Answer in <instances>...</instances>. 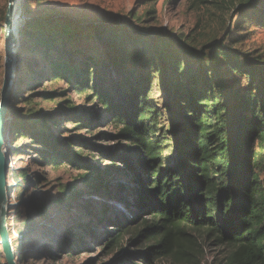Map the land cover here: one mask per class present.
Returning a JSON list of instances; mask_svg holds the SVG:
<instances>
[{
	"label": "rangeland",
	"instance_id": "374dc122",
	"mask_svg": "<svg viewBox=\"0 0 264 264\" xmlns=\"http://www.w3.org/2000/svg\"><path fill=\"white\" fill-rule=\"evenodd\" d=\"M247 1L19 0L20 25L1 147L6 162L5 220L18 264H119L122 253H128L127 258L131 257L133 263L143 264L135 256L142 248L130 237H124L121 245L112 249L102 241L116 229L117 219H125L126 210L117 203L114 193L108 199L107 191H93L86 179L89 173L84 169L67 163L53 165L42 154L47 148L33 139V133L47 131L41 125L44 121L59 144L103 169L113 161L103 156L101 149L121 150L127 144L117 135L120 128L102 117L104 113L98 102L93 101L92 92L78 93L67 79L52 78L49 56L58 61L66 59L79 75H83L82 69L87 66L85 76L90 86L121 85L126 73L137 74L140 68L118 66L101 46L94 28L113 23L126 27L129 33L134 30L144 33L145 38L163 31L172 40V51L182 62L181 70L173 72L170 65L163 69L173 83L178 79L186 82L196 78L198 65L194 48L205 49L210 54L220 42L228 43L239 56V52L247 54L251 61L264 65V23L261 22L264 0H250L248 7L242 5ZM7 7L8 0H0V100ZM254 14L260 17L255 20ZM38 27L51 31L47 43H41L44 32ZM151 41L160 43L153 37ZM143 42L142 38L133 43L126 40L129 48ZM223 62L220 59L221 72L230 86L245 89L246 76L229 69ZM163 79L164 75L154 65L142 77L143 84L148 83V100L158 112V134L168 138L164 153L171 158L175 140ZM72 108L102 118L87 128L85 121L73 116ZM87 142L91 145L80 146ZM116 166L120 171L107 178L113 190L119 182L128 181L124 176L125 163L118 161ZM22 171L26 173L25 179L20 176ZM85 230L87 233H83ZM205 247L206 258L202 264H220L224 248L211 243ZM0 264H7L1 243Z\"/></svg>",
	"mask_w": 264,
	"mask_h": 264
},
{
	"label": "trees",
	"instance_id": "16d2710c",
	"mask_svg": "<svg viewBox=\"0 0 264 264\" xmlns=\"http://www.w3.org/2000/svg\"><path fill=\"white\" fill-rule=\"evenodd\" d=\"M242 5L250 6V0ZM109 24L94 28L101 46L118 66L140 68L137 74L126 73L121 85L90 86L87 66L79 75L66 59H48L52 78L67 79L78 93L92 92L102 117L120 128L117 135L127 144L121 150L101 149L113 161L103 169L59 144L43 121L47 131L32 135L47 148L42 152L45 159L53 165L67 163L86 170L93 191H107L108 199L114 193L117 203L123 205L124 221L117 219L116 229L102 239L110 249L128 236L142 248L135 256L143 264H202L205 246L211 243L224 248L220 264H264V65L251 61L247 54L239 52V56L228 43L220 42L210 54L194 48L196 78L173 83L163 69L170 65L173 72L181 70L182 62L163 31L148 35L160 41L154 43L144 33H129L124 26ZM36 29L44 32L41 43H47L49 28ZM140 38L145 43L128 47L126 40L133 43ZM220 59L246 76L245 89L230 86L221 72ZM150 65L164 75L175 140L171 158L164 153L168 138L158 134V112L148 100V83L142 80ZM71 112L87 128L102 118L76 108ZM118 161L125 163L128 181L119 182L113 190L107 178L120 171ZM20 176L25 179L26 173L22 171ZM128 255L122 253L119 264H135Z\"/></svg>",
	"mask_w": 264,
	"mask_h": 264
},
{
	"label": "water",
	"instance_id": "95a60500",
	"mask_svg": "<svg viewBox=\"0 0 264 264\" xmlns=\"http://www.w3.org/2000/svg\"><path fill=\"white\" fill-rule=\"evenodd\" d=\"M19 0H8V7L5 16V57H4V77L1 87V100H0V243L4 257L7 264H16L15 254L10 245V239L7 231V224L5 220V171L6 162L1 153L3 144V127L7 109L9 106V90L13 77V63L15 60V47L17 29L14 26V17L16 12L17 3Z\"/></svg>",
	"mask_w": 264,
	"mask_h": 264
},
{
	"label": "bare ground",
	"instance_id": "6f19581e",
	"mask_svg": "<svg viewBox=\"0 0 264 264\" xmlns=\"http://www.w3.org/2000/svg\"><path fill=\"white\" fill-rule=\"evenodd\" d=\"M18 3H19V1H18ZM18 3H17L15 17H14V26H15V29H17V32H18L19 25H20V15H19V6H18ZM11 243H12L11 245H13V241L12 240H11ZM12 250H14V248ZM16 264H18V263L16 262Z\"/></svg>",
	"mask_w": 264,
	"mask_h": 264
},
{
	"label": "built area",
	"instance_id": "2783aa9c",
	"mask_svg": "<svg viewBox=\"0 0 264 264\" xmlns=\"http://www.w3.org/2000/svg\"><path fill=\"white\" fill-rule=\"evenodd\" d=\"M10 245H11V239H10ZM12 249H13V246L11 245Z\"/></svg>",
	"mask_w": 264,
	"mask_h": 264
}]
</instances>
